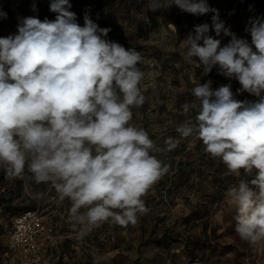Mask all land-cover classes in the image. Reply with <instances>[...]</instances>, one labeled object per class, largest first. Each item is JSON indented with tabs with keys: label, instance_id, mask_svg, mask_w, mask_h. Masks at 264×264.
Here are the masks:
<instances>
[{
	"label": "clouds",
	"instance_id": "clouds-1",
	"mask_svg": "<svg viewBox=\"0 0 264 264\" xmlns=\"http://www.w3.org/2000/svg\"><path fill=\"white\" fill-rule=\"evenodd\" d=\"M173 5L197 16L213 13L211 25H196L184 40L185 59L197 58L206 74L218 68L239 82L237 92L257 98L236 99L231 84L199 83L192 90L199 105L182 106L185 113L197 109L195 123L176 129L182 138L195 133L230 173L255 170L250 183L241 180L227 195L237 210V234L256 245L264 241V16L249 19V42L226 27L208 0H149L148 9ZM71 8L70 0H50L54 20L24 17L16 34L0 37V167L10 179L27 169L36 182H51L61 201H71L70 222L135 225L148 211L142 197L167 171L152 154L148 132L130 123L132 108L145 102L143 57L106 39L111 29L88 14L81 26ZM210 30L229 42L222 46ZM165 143L172 150L179 141Z\"/></svg>",
	"mask_w": 264,
	"mask_h": 264
},
{
	"label": "rangeland",
	"instance_id": "rangeland-1",
	"mask_svg": "<svg viewBox=\"0 0 264 264\" xmlns=\"http://www.w3.org/2000/svg\"><path fill=\"white\" fill-rule=\"evenodd\" d=\"M70 3L69 10L76 14V22L81 26L88 14L99 27L111 29L106 39L141 53L143 62L138 67L145 74L141 82L145 102L132 108L130 123L148 132L155 145L152 154H158L159 160L172 156L177 163L184 155V159L190 157L193 176L189 185L177 188L171 181L174 170L167 167L142 197L148 211L138 214L135 225L121 226L110 219L98 227L86 228L70 222L71 201H61L51 182H36L27 169L22 178L10 179L0 167V264H34L11 245L14 215L5 212L8 205L38 209L50 224V240L46 242L49 249L39 264H264V241L251 245L240 239L236 232L237 210L227 195L241 180L251 181L250 174L242 169L225 190L219 188L218 182L225 174L214 176L211 184L201 183L199 172L205 164L198 145L200 139L195 133L182 138L176 131L188 120L195 123L197 109L190 108L185 113L182 106L187 101L199 105L192 94L199 83L211 80L213 89L231 84L236 99H256L246 91L237 92L241 88L239 82L228 79L218 68L206 74L205 66L197 58L185 59L184 40L196 25H211L213 13L197 16L182 12L175 5L151 11L149 0ZM208 4L218 10L226 27L251 42L245 28L251 17L264 16V0H208ZM49 5L50 0H0V11L7 13L6 19L0 18V37L16 34L24 17L54 20L56 13L49 10ZM209 35L215 37L214 31L210 30ZM215 38L221 40L222 46L230 40L223 33ZM173 137L179 141V153L170 152L165 143ZM215 165L206 172L213 174ZM212 200L214 203L210 204ZM200 208L202 212L210 209V213L202 214ZM193 211L205 217L201 220L192 215ZM82 232L85 234L81 235ZM166 233L177 240L161 246L157 241Z\"/></svg>",
	"mask_w": 264,
	"mask_h": 264
},
{
	"label": "trees",
	"instance_id": "trees-1",
	"mask_svg": "<svg viewBox=\"0 0 264 264\" xmlns=\"http://www.w3.org/2000/svg\"><path fill=\"white\" fill-rule=\"evenodd\" d=\"M246 2L250 3V0H246ZM188 102V101H187ZM186 102V103H187ZM190 104V103H188ZM174 141V137L172 138ZM199 147L202 149V159L204 160V164L205 167L199 172L201 176V183L203 184H211L214 182V176H218L221 174H225V177L222 179V181H218L219 182V188L224 189L225 188H230V184H232L234 181H232V179H234L235 174L234 173H227V167L226 165L222 162V160L220 158H214L212 157L210 154L205 152V146L203 144V142L200 140V144H198ZM157 147L159 148L160 145L158 144ZM199 148V149H200ZM200 149V150H201ZM170 152L174 153H179V146L177 144V146L172 149L169 150ZM156 157H158V154H154ZM185 156V155H184ZM182 157L181 159H179L177 161V163L175 162V159H172V156L170 157H164L162 159H160L164 165H166L167 167H172L174 170V173L171 177V181L173 186H176L177 188H183L187 185L190 184V181L192 179L193 176V163H192V159L190 157H187V159H184L185 157ZM174 164V165H173ZM216 164V165H215ZM215 165V169L213 170V174H209L207 173V169L208 167L214 166ZM212 176V177H210ZM255 176V170H253L252 173H250V179L252 180L253 177ZM250 183V181H248ZM251 186V185H250ZM223 198H221L220 200H222ZM214 203V200H212L210 202V204ZM208 204V203H207ZM221 204V203H220ZM206 207L207 206H203ZM27 208V207H25ZM204 210V212H202V208H200V212L202 214H208L210 213V209L208 210ZM5 212L10 211L11 214L14 215V217L24 211H26L27 209H20L18 207H14V206H7L5 209ZM198 215V217L202 220L205 216H201L202 214L199 213V211H193L192 215ZM177 240V238L174 235L171 234H165L163 239H160L159 241H157V243L161 246H168L170 243L175 242Z\"/></svg>",
	"mask_w": 264,
	"mask_h": 264
},
{
	"label": "built area",
	"instance_id": "built-area-1",
	"mask_svg": "<svg viewBox=\"0 0 264 264\" xmlns=\"http://www.w3.org/2000/svg\"><path fill=\"white\" fill-rule=\"evenodd\" d=\"M257 99V98H256ZM50 240V224L38 209H28L16 215L12 222L11 245L23 252L34 264L41 262Z\"/></svg>",
	"mask_w": 264,
	"mask_h": 264
}]
</instances>
